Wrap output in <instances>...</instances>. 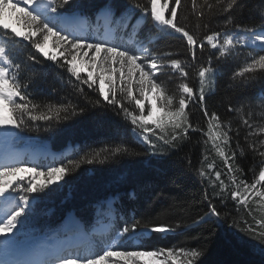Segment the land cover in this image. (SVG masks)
Segmentation results:
<instances>
[{
  "label": "snow or ice",
  "instance_id": "1",
  "mask_svg": "<svg viewBox=\"0 0 264 264\" xmlns=\"http://www.w3.org/2000/svg\"><path fill=\"white\" fill-rule=\"evenodd\" d=\"M189 2L190 8L185 0H163V3L161 0H127V4L123 6L118 0H107L96 7L95 19H111L116 10L122 8L121 16H127L124 31L129 26L135 29L141 18H144L146 24L150 21L166 35L182 40L191 56V62L173 58L177 53L172 50L153 52L146 46L123 47L98 27L88 29L90 35L81 34L75 24L88 19L81 11L84 7L82 0H0V129L4 136L10 135L9 126L21 131H40L43 126L48 131L56 124L78 118L86 111L71 100L59 106L46 104L42 107L29 98V87L34 81H22L21 73L44 60L52 61L79 82L72 85L74 91L93 108H110L117 116L130 122L133 133L147 145L146 152H156L159 147L157 142L166 149H178L190 139V133L201 132L207 136L213 142L223 167L217 168L216 162L210 160L208 154L202 156L196 172L207 181L203 193L207 210L193 224H216L231 218L233 227L264 244V216L257 219L255 215L257 211L264 209V124L253 122L255 113L251 107L245 110V105L236 107L229 103L227 111L239 115V126L235 130L237 137L241 128L247 129L244 140L254 161L253 166L248 169L253 174V180L249 182L244 178V168L237 162L238 154L244 155L239 139L236 140L234 150H225L230 147L229 132L233 131L231 122H222L221 117L215 111L210 113L206 105L205 96L211 94L213 56H208L207 66L203 62L199 63L198 89L194 90L190 86V73L186 70L197 65L206 46L217 50L220 57L238 56L239 50L250 49L244 66L232 73V79L243 78L241 83L254 79L247 74L264 70V10L261 11V23L248 26L235 23L231 16L235 8L243 7L244 0H227L226 7L220 4V0ZM9 6L12 12L19 9L17 21L22 24L23 31L4 22V12ZM217 11L228 14L222 31L213 30L201 38L189 28L187 21L191 16L195 17L196 28L208 29V18ZM184 12L189 15L181 17ZM17 38L28 41L35 50L20 62L12 58L7 46L9 42L15 43ZM168 73L178 75L174 77ZM165 75L167 81L175 84L174 90L163 79ZM83 86L96 91L98 98L92 100ZM258 99L259 107L264 109V94ZM193 101L197 103L193 104ZM197 107L207 119V132H203L198 123L189 119ZM140 155L141 152L128 146H105L79 160H70L68 164L60 162L46 167L40 164L28 166L27 162L19 160L0 164V200L6 205V210L0 212V236L5 237L0 241L5 249L4 254L0 255V264H107L114 256L123 257L125 264H142L144 257L158 259L160 264H197L203 250L183 246L163 247L152 251H113L109 247L103 249L102 254L97 252L85 255L59 249L45 259L8 258L7 246L14 238L9 234H13L18 226H23L32 208L30 198L33 193L44 192L50 185L59 184L60 181L67 182L65 178L82 164L105 165L124 156ZM191 164L189 159V167ZM7 176L15 179L4 182L3 178ZM222 176H226L230 183L226 184ZM229 199L233 202L232 210L228 208ZM257 203L261 205L260 209L254 207ZM242 210L247 217L252 218L256 226L240 215ZM187 227L179 222L133 217L116 229V237L125 242H145L156 238L157 234L168 236ZM139 247L143 248V243Z\"/></svg>",
  "mask_w": 264,
  "mask_h": 264
},
{
  "label": "trees",
  "instance_id": "2",
  "mask_svg": "<svg viewBox=\"0 0 264 264\" xmlns=\"http://www.w3.org/2000/svg\"><path fill=\"white\" fill-rule=\"evenodd\" d=\"M102 2L107 0H82L84 7L81 11L93 22L96 7ZM118 2L122 6L127 4V0H118ZM185 2L190 8L189 0ZM220 4L226 7L227 0H220ZM262 10H264V0H244L243 7L235 8L231 16L235 23L254 26L261 23ZM121 11L122 8H118L114 20L111 21L116 33L123 30L127 19V16H121ZM184 15L189 13H181V17ZM227 18L228 14L217 11L208 18V29L196 28L195 17L190 16L187 23L189 28L202 38L213 30H223ZM124 32L132 38V41L149 47L153 52L172 50L177 53L173 58L187 59L191 62V56L187 53L182 40L166 35L154 27L150 21L146 24L144 18H141L135 29L129 26V29ZM134 32L137 34L134 35ZM174 35L178 36V34ZM0 37H2V31H0ZM134 42L127 43L126 47L134 48ZM7 46L12 58L17 62L25 60L29 53L35 51L28 41L19 38L15 43L9 42ZM247 52L246 49H241L238 56L220 57L206 46L202 59L194 68L186 70L190 73L188 77L190 86L194 90L198 89L199 63L203 62L207 66L208 56H213L211 94L205 96L206 105L210 113L215 111L221 117L222 122H231L233 131L229 132L230 147H226L225 150L229 152L234 150L236 140L239 139L244 148V155L238 154L237 162L245 170L244 178L252 182L253 174L248 169L253 166L254 161L244 140L247 129L241 128L237 137L235 130L239 126V115L227 111L229 103L236 107L245 105V110L251 107L255 113L253 122L264 124V115H261L264 109L259 107L260 100L257 95L260 92L264 94V70L247 74L254 79H249L245 83L240 82L243 78L232 79V73L244 66ZM197 54L200 57L199 50ZM168 75L175 77L178 74L168 73ZM20 79L24 82L34 81L29 87L31 93L29 98L42 107L46 104L59 106L71 100L79 107H84L86 111L78 118L56 124L48 131H45L43 126L40 131H21L9 126L13 134V144L40 145L61 150L71 143L72 149L61 156L56 164L60 162L68 164L70 160H79L82 156L91 155L105 146H128L142 153L136 157L124 156L119 160H111L105 165L82 164L73 174L65 178L67 182L63 181V187L54 184L44 192L33 193L30 198L32 208L25 219L26 228L33 227L40 233L54 231L59 229L60 223L66 216L76 215L82 222L81 228L84 229L91 224L96 214H93L96 210L94 203L97 202L101 210H104L105 200L113 197L115 227L123 225L125 220H131L133 217L179 222L188 226L168 236L157 234L156 238L142 242L143 248L139 247L141 250L183 246L203 250V255L197 264H264V244H261L257 238L233 227L231 218L216 224H193V221L207 210L206 202L203 201L207 181L199 177L196 172V169L200 167L202 156L205 153L208 154L210 160L216 162L217 168L223 167L213 142L207 136L201 132L190 133V139L181 144L178 149L169 150L157 142L159 147L156 152H146L147 145L133 133L130 122L122 116H117L110 108H93L78 92L74 91L72 85L79 82L54 62L44 60L39 65H33L21 73ZM163 79L168 83L169 88L174 90L175 84L167 81V75ZM176 82L178 83V80ZM83 87L92 100L98 98L96 91L88 89L87 86ZM196 103L197 101H193V104ZM189 119L198 123L203 132L208 131L207 119L198 107ZM38 123L42 124V122ZM138 132L139 129H137ZM204 141L207 143L205 144ZM189 159L192 162L191 167L188 165ZM222 179L226 184L230 183L226 176H222ZM218 207L222 206L218 205ZM232 207L233 202L229 199V210H232ZM254 207L258 209L261 205L257 203ZM240 215L254 224L252 218L247 217L243 210ZM255 215L257 219L264 216L260 211H257Z\"/></svg>",
  "mask_w": 264,
  "mask_h": 264
},
{
  "label": "rangeland",
  "instance_id": "3",
  "mask_svg": "<svg viewBox=\"0 0 264 264\" xmlns=\"http://www.w3.org/2000/svg\"><path fill=\"white\" fill-rule=\"evenodd\" d=\"M161 3H163L162 0H161ZM19 15H20L19 9H17L15 12H12L11 8L9 6V8L5 9V12H4V16H3L4 22H7L12 27L17 28L20 31H23L24 29L22 27V24L18 23V21H17V16H19ZM122 37H123V40L132 41V38H129V37H126V36H122L121 34H120V36L118 38H115L113 40L117 44H120L123 47H126L125 46V42H122V41L119 40V38H122ZM50 44H51V42H50ZM139 46H144V45L141 44V43L135 42L134 47L136 48V47H139ZM127 48H131V47H127ZM207 48L211 52H216L217 54H219L217 52V50L212 49L210 46H207ZM246 50L250 51V49H246ZM261 94L262 93L260 92L257 95L260 96ZM10 139H11V132H10V135L4 136L3 135V130L0 129V157H2V156L6 157L8 154L5 155V153H9V154H13V155H21L23 153H27V155H30V156H28L29 160L36 161L38 159V157L36 155L44 156V154L45 155L47 154L46 153L47 150H45V148L44 149L39 148V147L31 148L29 146H17V147H15V146L11 145ZM6 148H8V149L6 150ZM4 157H2V158H4ZM2 158H0V159H2ZM13 159L22 160L21 157H16V158H13ZM27 164H28V166H32L30 163H27ZM42 166L46 167L47 164H43ZM25 175H28V174H25ZM13 179H15V178L12 177V176H7V177L3 178V181L7 182V181L13 180ZM38 179H41V178H38ZM54 184H52V185H54ZM56 185H58L60 187L64 186L63 185V181H60L59 184H56ZM67 187H68V185H67ZM2 202L4 203L3 200H2ZM106 204H107L108 207H115L112 198H110L106 202ZM95 205H97V208L99 209V205L97 203H95ZM260 208L261 207H259L258 209H260ZM5 210H6V208L4 209V211ZM95 212H96V210H95ZM97 212H98V210H97ZM260 212L264 215V209H262ZM70 217H72V216L64 218L61 228L64 230V228H66V227H70V226H73V225L76 226L75 227L76 228V230H75L76 233L75 234H72V233H68V234H65V235L63 234V237H62V238H67V239H65L63 241L69 240V243H72L76 239L75 237L78 236L80 233L77 232L79 230V227H78L79 221H78V219L76 217H75L76 223L72 224V222L70 221L68 226L66 225L68 220H70ZM112 217H114V212L109 211V209H105L103 214H100L99 216L96 217L97 222L93 223L92 230L100 231L101 228H104V227L107 228V225L109 223H111V218ZM73 220H74V218H73ZM25 225H26V222H24L22 227L18 226V229L14 230L13 234H9L10 237L14 236V238L11 240V243L8 245V247H13V245L14 246L18 245L19 244L18 241L24 242V241H26V240H28V239H30L32 237L34 239H38L39 237H42L41 234L37 230H35L33 227H29V228L27 227L26 228ZM72 236H75V237H72ZM68 237H70V238H68ZM91 237H92V240H93V244L90 245V248H89L88 252L83 253V250H81V249L77 250V251L76 250H71V251L72 252H77L80 255H85V254H92V253H97V252L102 254V250L106 249V248H109V247L112 248L113 251H124V250L135 251V250H141V249H139V245L142 242H139V241H128V242H125L123 240L117 239L116 232L110 235L111 239H110L109 243H105L103 241V239L99 238L98 236L97 237L91 236ZM4 238L5 237L0 236V241L3 240ZM54 238H55V236L53 237V239ZM1 246L3 248L2 244H0V248H1ZM155 250H157V249H155ZM147 251H152V250H147ZM107 264H125V260H124L123 257L114 256V257L110 258L107 261ZM142 264H160V262H159L158 259H153L151 257H144V258H142Z\"/></svg>",
  "mask_w": 264,
  "mask_h": 264
},
{
  "label": "bare ground",
  "instance_id": "4",
  "mask_svg": "<svg viewBox=\"0 0 264 264\" xmlns=\"http://www.w3.org/2000/svg\"><path fill=\"white\" fill-rule=\"evenodd\" d=\"M102 24H103V23H102ZM78 26H79V30H80V31H83V26H84V24H83V23H78ZM6 140H7V139H6ZM4 146H5V145H4ZM41 148H42V147H41ZM7 149H8V148H6V150H7ZM42 149H44V148H42ZM45 150H48V151H49V149H45ZM45 150H44V151H45ZM5 155H7V153H5ZM2 157H4V156H2ZM2 157H0V158H2ZM1 241H2V240H1ZM29 243H31V241H29ZM62 243H63V246H65L67 243H69V240L63 241ZM61 246H62V245H59L58 248H55V249H53V250H49L48 253L51 254V253L55 252L56 250H59V249L61 248ZM1 247H2V246H1ZM3 250H5V249H4V246H3ZM10 250H11V249L7 246V251L10 252ZM4 252H5V251H4ZM42 257H43V256L35 257V254H34V255H32L31 258H32V259H42Z\"/></svg>",
  "mask_w": 264,
  "mask_h": 264
}]
</instances>
